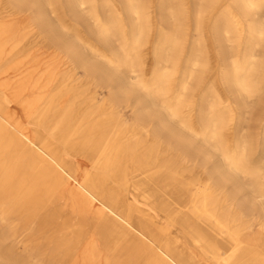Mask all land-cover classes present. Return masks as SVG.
I'll return each mask as SVG.
<instances>
[{"label": "bare ground", "instance_id": "6f19581e", "mask_svg": "<svg viewBox=\"0 0 264 264\" xmlns=\"http://www.w3.org/2000/svg\"><path fill=\"white\" fill-rule=\"evenodd\" d=\"M166 2L169 30L151 1L0 0V177L65 231L62 264H264V144L253 162L240 131L264 87V0H199L188 53Z\"/></svg>", "mask_w": 264, "mask_h": 264}, {"label": "rangeland", "instance_id": "374dc122", "mask_svg": "<svg viewBox=\"0 0 264 264\" xmlns=\"http://www.w3.org/2000/svg\"><path fill=\"white\" fill-rule=\"evenodd\" d=\"M143 1H151L150 7L154 12L156 26H162L166 30L172 28L171 19L167 12L161 10V0ZM116 2L118 6H122L121 0H116ZM167 3L173 5L176 11L180 10L181 18L185 20L184 23L182 22L183 25L181 26L183 33L181 39L188 53L190 47L197 38V32L195 31V16L200 7L199 0H167V2L164 3L165 7H167ZM108 14V8L101 10V17L103 20L108 18ZM263 14L264 11L260 15L263 16ZM51 18L53 21L56 19L55 16L52 15ZM86 26L93 28V20L88 19ZM158 30V27L154 30L150 48L147 51L148 53L145 59L146 64L144 65V71L147 75L151 73L155 63L152 57L151 47H153L156 42ZM183 35H185V37ZM42 43V50L40 52L48 56V48H44ZM97 44L99 48L109 53L117 48L118 43L111 40L107 43L102 42ZM86 51L87 55L92 58L90 51ZM260 52H264V45L260 49ZM78 73L79 76H81L83 71H78ZM107 93L106 89L102 90L95 87V85H90L83 97L95 98V102H97L101 97L107 96ZM250 101V114L247 115L246 121L241 123L240 126L242 130L240 131L248 135V137L255 142L256 148L252 159L253 162H257L263 155L264 87L260 95ZM122 109L123 114L131 117L132 111L130 109H126L125 105L122 106ZM66 135L67 134L62 132L59 136L66 137ZM95 170L99 171L102 175L99 169L96 168ZM153 180H156V176H154ZM244 183H247V181ZM15 186L17 185L7 186L3 184L2 177H0V264H62L59 257L53 258L52 255H54V251L56 250V238L60 235H65V231L62 230L61 227H58L57 224H54L51 228H41L36 225V223H31L35 217L30 215L29 210L26 211L24 207H22L23 201L19 199L21 195L26 194L21 193V191H15ZM27 201L25 200V203H27ZM185 207L184 211L178 217L179 220L188 217L187 213L190 205L187 204ZM2 212H6V214L1 215ZM159 218H162L166 226L173 228V230L177 229V226L169 222L165 217L163 218V216L159 215ZM210 242L212 243V241ZM213 242L214 244L217 243L216 240H213Z\"/></svg>", "mask_w": 264, "mask_h": 264}]
</instances>
